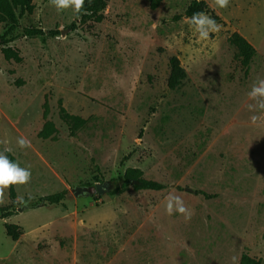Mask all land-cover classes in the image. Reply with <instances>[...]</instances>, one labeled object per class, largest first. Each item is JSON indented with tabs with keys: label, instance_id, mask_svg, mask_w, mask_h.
<instances>
[{
	"label": "rangeland",
	"instance_id": "374dc122",
	"mask_svg": "<svg viewBox=\"0 0 264 264\" xmlns=\"http://www.w3.org/2000/svg\"><path fill=\"white\" fill-rule=\"evenodd\" d=\"M191 1L151 10L149 0H107L101 22L73 30L74 10L49 0L20 16L9 46L21 61L0 45V152L10 148L32 177L14 185L15 213L0 219V264H239L243 253L264 264V110L246 107L264 79V0H204L223 28L203 41L183 15ZM233 32L256 49L247 73L227 42ZM171 56L187 74L174 90ZM59 100L86 120L73 135ZM45 101L56 140L38 137ZM21 136L30 148L17 145ZM128 167L165 188L111 195ZM62 190V205L32 207ZM170 192L193 210L189 221L166 213ZM6 223L21 229L17 241Z\"/></svg>",
	"mask_w": 264,
	"mask_h": 264
},
{
	"label": "trees",
	"instance_id": "16d2710c",
	"mask_svg": "<svg viewBox=\"0 0 264 264\" xmlns=\"http://www.w3.org/2000/svg\"><path fill=\"white\" fill-rule=\"evenodd\" d=\"M163 0H149V7L151 10L157 9ZM34 4L32 0H0V27L1 25H8L6 31L0 36V45L1 51L6 60L13 59L16 62L21 61V56L19 55L18 50L9 46V43L12 42L15 38L14 32L19 26V18L24 13L31 14L34 10ZM107 7V0H85L84 9L88 14H84L82 11L80 14L74 12V21L70 25L71 29L77 28V22L81 25L87 24L90 22L99 23L103 20V12ZM19 11V12H18ZM198 11H204L207 14H210L212 18L216 21L219 19L217 15L211 10L207 2L204 0H192L189 5L184 10V16L191 18L193 13ZM181 16L175 15L174 20H178ZM23 34L29 37H38L45 36L46 31L41 28H24ZM60 32L57 30L48 31V35L56 36ZM227 42L235 48L236 56L240 60L241 66L245 69V73L249 68V65L256 55L255 47L241 34L238 32H233L227 37ZM169 76L167 79V86L169 89L174 90L181 86L186 79V71L181 66L180 60L177 56H171L169 58ZM43 117L45 122L38 133V137L41 139H51L56 140L58 131L55 128L54 123L49 120L47 117L49 115V107L47 101L44 103ZM58 109L60 118L65 121L68 125L69 133L73 135L75 131L83 127L86 123V120L79 116L69 114L65 107L62 105V101L58 102ZM9 159L15 161V158L10 154V152L5 153ZM128 188H132L135 191L140 190H153L159 191L165 188V185L154 180L146 179L143 177V172L136 167H128L125 169L121 184L110 190L111 195H115L121 192H124ZM204 194L203 192H197ZM67 191L62 190L60 192L50 194L40 198L39 202L33 204L35 206H57L62 205L63 201L66 198ZM207 198L211 197L204 194ZM8 197L10 199V205L5 207H0V219H4L12 216L15 213L13 209L16 200V191L15 186L8 188ZM6 235L12 240L17 241L22 235L21 229L18 225L15 224H5ZM239 264H262L260 260L249 256L247 253L241 255Z\"/></svg>",
	"mask_w": 264,
	"mask_h": 264
},
{
	"label": "clouds",
	"instance_id": "9594fccd",
	"mask_svg": "<svg viewBox=\"0 0 264 264\" xmlns=\"http://www.w3.org/2000/svg\"><path fill=\"white\" fill-rule=\"evenodd\" d=\"M50 5L54 6L57 12L72 8L76 14H80L84 11V14H88L84 9L85 0H49ZM214 3L219 8H227L230 4V0H214ZM37 18H39L37 16ZM187 22L198 34L200 40H208L212 33H217L222 30L223 26L218 24L214 18L209 16L204 11H198L193 13L191 18H188ZM0 74L2 70H0ZM250 101L246 107L250 111H262L264 110V79H259L251 86V90L247 93ZM258 117L253 115L251 120L253 123L257 121ZM0 143H7V141H0ZM17 145L24 149L31 147V141L26 137H19L16 141ZM11 151L10 148H5L0 152V205L7 202L6 190L13 185H24L31 181L32 173L30 167H21L19 162L9 159L5 154ZM167 203L165 207L166 213L171 216L174 212L182 214L185 221H189L194 214L193 210L189 209L181 196L174 193H169L167 196ZM233 264H236V257H233Z\"/></svg>",
	"mask_w": 264,
	"mask_h": 264
},
{
	"label": "water",
	"instance_id": "95a60500",
	"mask_svg": "<svg viewBox=\"0 0 264 264\" xmlns=\"http://www.w3.org/2000/svg\"><path fill=\"white\" fill-rule=\"evenodd\" d=\"M96 189L98 191V194H100L101 191H102L101 187L99 185H96ZM79 191L89 192V189L88 188H84V187H76L74 189L75 194H77Z\"/></svg>",
	"mask_w": 264,
	"mask_h": 264
}]
</instances>
